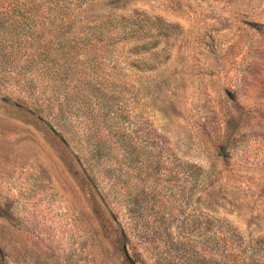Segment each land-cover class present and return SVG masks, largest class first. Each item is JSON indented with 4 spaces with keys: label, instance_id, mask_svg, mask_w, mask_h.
I'll list each match as a JSON object with an SVG mask.
<instances>
[{
    "label": "rangeland",
    "instance_id": "1",
    "mask_svg": "<svg viewBox=\"0 0 264 264\" xmlns=\"http://www.w3.org/2000/svg\"><path fill=\"white\" fill-rule=\"evenodd\" d=\"M0 264H264V0H0Z\"/></svg>",
    "mask_w": 264,
    "mask_h": 264
}]
</instances>
